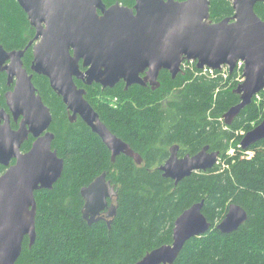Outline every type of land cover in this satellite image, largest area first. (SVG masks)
Instances as JSON below:
<instances>
[{
	"label": "trees",
	"instance_id": "trees-1",
	"mask_svg": "<svg viewBox=\"0 0 264 264\" xmlns=\"http://www.w3.org/2000/svg\"><path fill=\"white\" fill-rule=\"evenodd\" d=\"M119 1L133 4V0ZM254 12L263 20L264 2L257 3ZM233 14L230 0H210L213 23ZM34 33L15 0H0V44L6 51L23 49ZM31 61L29 48L23 58L27 69ZM184 64L174 79L162 70L154 90L139 85L125 89L122 82L111 89L97 84L84 87L85 98L101 122L141 157L140 165L123 155L112 161L81 119L69 121L48 80L33 76L52 115L51 148L63 160L64 169L52 190L35 192L36 238L30 248L28 238L24 239L15 264H135L153 249L171 244L175 219L200 201L210 229L188 240L173 264H264V139L247 150L240 147L243 135L264 120V90L226 126L223 115L240 102L234 90L242 70L223 77L220 71L202 74L195 62ZM8 89L0 72V108L6 109ZM11 126L17 127L13 122ZM32 141L30 137L21 150L28 151ZM175 145L179 157L208 146L210 152H219V164L174 185L158 167ZM230 149L233 154H227ZM5 169L0 165V175ZM103 172L118 193L116 215L110 224L99 220L88 225L81 216L80 190ZM230 204L240 206L247 219L236 231L222 234L215 226Z\"/></svg>",
	"mask_w": 264,
	"mask_h": 264
},
{
	"label": "water",
	"instance_id": "water-1",
	"mask_svg": "<svg viewBox=\"0 0 264 264\" xmlns=\"http://www.w3.org/2000/svg\"><path fill=\"white\" fill-rule=\"evenodd\" d=\"M15 1L35 33L21 50L6 51L0 44V72L10 88L4 94L6 109L0 108V165L6 168L0 175V264L17 262L26 237L29 248L34 244V194L52 190L64 169L63 160L51 148L52 115L34 86V75L48 80L69 121L79 117L99 137L112 161L123 155L137 165L142 164L141 157L107 129L74 79L102 89L120 81L125 89L148 83L154 90L160 71H168L174 79L182 73L183 61H195L198 70L226 66L229 73L242 61L244 81L234 90L240 102L223 115L226 126L264 90V19L254 12L264 0H230L233 16L216 23L209 19V0H134L133 8L118 4L106 8L102 0ZM29 48L32 61L27 69L23 58ZM30 137L31 146L23 152L22 145ZM263 139L264 120L243 135L240 147L247 150ZM218 155L205 146L179 158L175 145L158 170L177 185L192 173L213 169ZM80 196L81 216L88 225L101 220L106 210L110 224L116 206L108 201L118 193L106 172L83 187ZM202 208L200 201L185 209L173 223L172 243L153 249L135 264H173L188 240L209 231L211 224ZM246 219L240 206L230 204L215 229L229 234Z\"/></svg>",
	"mask_w": 264,
	"mask_h": 264
},
{
	"label": "flooded vegetation",
	"instance_id": "flooded-vegetation-1",
	"mask_svg": "<svg viewBox=\"0 0 264 264\" xmlns=\"http://www.w3.org/2000/svg\"><path fill=\"white\" fill-rule=\"evenodd\" d=\"M102 2H103V4L105 5V7L106 8H108V7H110V6H113V5H115V4H118V5H120V6H122V7H128V8H133V6H134V4H135V1L133 0V4L131 5V6H127V5H125V4H123V2H121V1H119V0H113L112 2H110V4H107L104 0H102ZM181 2V1H180ZM209 2H210V0H209ZM210 4V3H209ZM100 14V13H99ZM233 16V15H232ZM231 16V17H232ZM32 51V50H31ZM184 62H187V63H190V64H193L195 61H183L182 62V64H181V70H183L184 69ZM195 67H196V62H195ZM236 67V66H235ZM223 68H227V72H229L228 71V67H226V66H223L220 70H213L214 72L215 71H220V73L222 74V70H223ZM81 69H82V71H84L83 69L84 68H82L81 67ZM204 69H208V68H204ZM203 69V70H204ZM198 70V69H197ZM203 70H199V71H203ZM211 70V69H210ZM235 70V69H234ZM233 70V71H234ZM147 71V70H146ZM145 71V72H146ZM145 72L141 75V77H143L144 75H145ZM161 72V71H160ZM168 72V71H167ZM169 73V72H168ZM160 74V73H159ZM170 74V73H169ZM179 74H181V73H179ZM223 75V74H222ZM158 77H159V75H158ZM224 77V76H223ZM77 81H79V83L80 84H77L76 82ZM74 82H75V85H76V87L78 88V89H84L85 90V88L84 87H88V86H86V85H84L83 84V82L81 81V80H77V79H74ZM122 81H120L119 83H117L116 85H118V84H120ZM123 83V82H122ZM124 84V83H123ZM241 84V83H240ZM80 85H82V86H80ZM93 85V84H92ZM115 85V86H116ZM114 86V87H115ZM124 87H125V84H124ZM144 87H149L150 89H151V87H150V85L147 83V85L146 86H144ZM152 90V89H151ZM85 92H86V90H85ZM87 95V92H86V94H85V96ZM84 96V97H85ZM257 97V96H256ZM86 99V98H85ZM79 117H76V119H75V121L78 119ZM80 119V118H79ZM179 157V156H178ZM179 158H181V157H179ZM116 200V199H115ZM115 200L113 199V200H109L108 201V204H110V205H115L116 206V204H115ZM108 210H106L105 212H103L102 213V219L101 220H104V221H108L109 219H107V217H106V212H107Z\"/></svg>",
	"mask_w": 264,
	"mask_h": 264
},
{
	"label": "built area",
	"instance_id": "built-area-1",
	"mask_svg": "<svg viewBox=\"0 0 264 264\" xmlns=\"http://www.w3.org/2000/svg\"><path fill=\"white\" fill-rule=\"evenodd\" d=\"M242 67H243V63L241 61H239L238 63H236L235 69L239 71V70L242 69ZM222 71H223L222 74L225 77L226 74H227V68H223ZM202 74H211V75H214V71L213 70H210V69H204L202 71ZM236 80H237L238 83H242L244 81V77H243V73L242 72L240 73V75H238V77L236 78ZM246 153H251V152H246Z\"/></svg>",
	"mask_w": 264,
	"mask_h": 264
},
{
	"label": "rangeland",
	"instance_id": "rangeland-1",
	"mask_svg": "<svg viewBox=\"0 0 264 264\" xmlns=\"http://www.w3.org/2000/svg\"><path fill=\"white\" fill-rule=\"evenodd\" d=\"M258 100H259V98H258ZM242 133V132H241ZM233 149H230L229 151H228V154H233ZM246 155L248 156V157H251L252 156V154L251 153H246ZM217 164H219V159H218V163Z\"/></svg>",
	"mask_w": 264,
	"mask_h": 264
},
{
	"label": "bare ground",
	"instance_id": "bare-ground-1",
	"mask_svg": "<svg viewBox=\"0 0 264 264\" xmlns=\"http://www.w3.org/2000/svg\"><path fill=\"white\" fill-rule=\"evenodd\" d=\"M238 62H239V61H238ZM238 62H237V63H238ZM241 62H242V61H241ZM242 63H243V62H242ZM243 66H244V64H243ZM241 70H243V67H242ZM224 128H225V127H224ZM218 153H219V152H218ZM227 154H228V153H227ZM245 156H246V155H245ZM218 159H219V158H218ZM223 163H224V162H223ZM217 165H218V164H217ZM217 165H215V166H217Z\"/></svg>",
	"mask_w": 264,
	"mask_h": 264
}]
</instances>
